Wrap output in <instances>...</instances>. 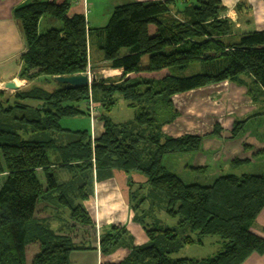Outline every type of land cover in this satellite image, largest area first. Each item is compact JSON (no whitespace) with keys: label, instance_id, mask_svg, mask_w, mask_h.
I'll use <instances>...</instances> for the list:
<instances>
[{"label":"trees","instance_id":"obj_1","mask_svg":"<svg viewBox=\"0 0 264 264\" xmlns=\"http://www.w3.org/2000/svg\"><path fill=\"white\" fill-rule=\"evenodd\" d=\"M71 1L30 0L14 11L27 47L19 78L32 82L45 77L48 84L17 90L13 100L3 101L0 92V264H71L72 252L96 249L85 242L76 245L68 233L40 224L39 214L69 209L73 223L95 228L83 202L94 194V182L103 172L113 170L128 176L131 189L133 174L147 178L148 186L163 194L165 212L178 219L182 232L136 218L149 239L136 246L125 226L111 225L100 237L104 256L127 248L128 256L119 264H244L253 254H264V238L252 230L264 209V175L226 174L210 184L188 183L164 159L198 151L203 137L163 132L178 116L177 95L225 82L248 87L249 79L264 93V31L231 39L236 27L223 17L222 0H189L178 10L172 8L177 0L121 5L97 33L106 67L122 70V76L72 87L56 78L87 71L89 30L83 15H69ZM44 17L60 26L41 32ZM194 63L200 66L187 74ZM120 98L137 113L132 121L116 124L109 114ZM92 101L104 111L99 137L93 139L90 127L71 131L61 125L63 119H91ZM242 125L236 124L233 138ZM257 155H264V149ZM66 173L70 179L61 180ZM145 203L134 201L132 207ZM85 233L90 237L91 231ZM210 236L222 244L213 257H175L184 245L202 244ZM33 245L38 250L29 261Z\"/></svg>","mask_w":264,"mask_h":264},{"label":"crops","instance_id":"obj_2","mask_svg":"<svg viewBox=\"0 0 264 264\" xmlns=\"http://www.w3.org/2000/svg\"><path fill=\"white\" fill-rule=\"evenodd\" d=\"M28 1L30 0H0V84L14 82L18 85L19 82L21 85L18 86L23 88L20 90H25L24 88L28 89L32 85L30 86V82L19 78L22 68L21 57L27 47L22 25L18 18H16L14 11ZM42 1L62 4L67 0ZM158 1L165 0H72L69 15L81 14L85 17L89 30L88 47L91 50L94 47V42L91 38L96 39L99 37L97 30L107 25L115 8L132 2L151 3ZM185 3H190V1L177 0V4L172 6V8L173 10L182 9ZM240 3L246 6L245 11H243L245 13L238 14L235 11V8ZM222 4L226 8L223 17H228L232 21H238L236 22L239 27L234 31L236 35L243 32L264 31V0H222ZM45 19H48L47 26H54V21L56 20L49 17H44L40 21V26ZM95 45L99 47V42L95 43ZM110 72L121 74L122 70L110 69ZM247 81L250 84L248 87L225 82L201 89L200 91L205 94L196 95L195 101L199 100V103H194V106L182 104L183 111L178 114V118L176 119V121H181L172 123L164 128L165 133L173 137H180L184 134L200 135L203 137L200 149L195 152L185 153L187 156H183L182 158V170L184 169L186 172V176L183 175V178L188 183L199 181L210 184L221 175H242L250 172L249 166L258 163L254 157L260 150L264 149V137L259 138L258 130L248 132L247 128L252 127L251 125L253 124L256 126L259 120H264V93L254 87L250 79ZM49 86L51 90L53 84ZM0 90H3V88L1 87ZM198 91L189 93H196ZM175 103L176 100L174 99ZM205 104L208 106L215 104L216 108H219L218 111L214 110L218 115L213 117L215 119L224 118L222 125H216L214 121L212 125H205L207 130L204 131L203 127V130H201L200 127L197 128L191 121L190 117L196 118L194 114L196 112L207 114V112L198 109ZM203 117L208 119L209 123L213 121V118L208 116V114ZM249 119L252 120L248 123L249 127L244 125L243 129L233 138L231 133L237 124L236 122ZM180 122H184L185 126H181ZM174 125L175 127H180V129L174 128ZM173 128L175 133L171 135ZM90 130L92 136L96 134L99 137L104 131L103 123L98 119L94 122L90 119ZM180 130H182V134H180ZM238 136L240 139H238ZM253 170L250 174L255 173ZM175 173L179 175L180 171H175ZM257 174L264 175L261 171ZM132 182L135 185H144L147 182V178L141 174H133ZM93 188L94 194L87 201H84L83 205L92 220L101 225L102 229L100 230L104 231L111 225L125 226L133 239L134 245H146L149 239L145 230L139 223L134 221L135 215L131 198L132 189L129 185L128 176L119 170H113L109 173L103 172L98 182H95ZM252 230L264 238V209L258 216ZM83 239L86 240L85 243L89 241L88 236H84ZM87 247H96V245L91 243ZM82 252H85L89 257V262L83 264H119L129 253L127 248H119L109 256L102 255L98 250ZM244 264H264V254H253Z\"/></svg>","mask_w":264,"mask_h":264},{"label":"rangeland","instance_id":"obj_3","mask_svg":"<svg viewBox=\"0 0 264 264\" xmlns=\"http://www.w3.org/2000/svg\"><path fill=\"white\" fill-rule=\"evenodd\" d=\"M245 7L246 6H241L239 8L236 7L235 11L238 14L245 13V12H243L246 9ZM226 18L230 19L228 17H226ZM47 20L48 19H45L42 22V24L40 26L41 32H44L45 29H47L49 27H59L60 26V23L58 21H54L55 22L54 26H47L48 25ZM236 21L237 20H233L232 22L234 23L236 29H238L237 27H239V25L237 23L238 21L237 22ZM243 33H240V34H243ZM240 34L239 33L237 35L235 34V36L231 37V39H236V40L239 39ZM91 40L94 42V47H92L91 50L88 48V62H89L88 69L85 73H82L79 75H88L89 78L96 77V78H101V79H112V78L114 79V78L122 76V72H121V74L111 73L110 69L105 66L106 62L104 61V54L100 50V48L95 45V43L100 42V38L99 37L96 39L91 38ZM198 66H200L198 63L192 64L189 67L187 74L194 73V71L197 70ZM111 74H115V75H111ZM108 75H110V76H108ZM43 80L45 81L46 78L42 77V78L37 79L35 81H32V82L27 81V82H30V86L32 84L39 85V86H43V85L45 86L46 84H48L47 82H43ZM54 86H55V84H54ZM20 89H23V88L19 87V90ZM24 89L26 90V88H24ZM0 92H3L2 93L3 96H1V99L3 101H5L7 99L13 100L14 96H15V92H17V91L16 90H8V89L3 88V90H0ZM197 94L200 95V94H205V93H202V91L199 90L196 93L184 94L182 96L177 95L178 97L175 96L173 98V102L175 99L176 103L174 104V107L176 109V112L179 114L180 112L183 111V107L181 106L182 104H184L185 106H191L194 103H199V100L195 101ZM90 106L91 107L89 110L92 112L91 121L94 122L96 119L99 120L101 118V116L104 114V111L100 108V105L94 103V101H92L90 103ZM81 107L85 108L86 105L82 104ZM230 108H231V106H230ZM198 109L207 112L208 116L213 118V121H211V123H209L210 121L203 117V116H206L207 114H201V112L200 113L196 112V113H194L196 115V118H192V117H190V118H191V121L197 126V128L200 127L201 130H203V128H204V131H206L207 127L205 125H212V124H214V121H215L216 125L217 124H220V125L223 124L224 118H216V119L214 118L218 115V114H216V112L214 110L218 111V109H219V108H216L215 104H212V106H208L205 104L201 108H198ZM18 113L19 112H17V114ZM136 113H137L136 110L129 108L127 101H125L123 98H120L118 100L117 104L115 105L114 109L109 114V118L111 119V121L113 123L122 124V123H125L128 121H132L134 119ZM176 119L172 123H175L177 121L178 122L181 121V120L176 121ZM250 121H252V120L249 119L246 121H242V123H243L242 126L247 125L249 127L248 123ZM183 123H181V126H185V124H183ZM236 123H241V121L236 122ZM61 125L65 129H68L71 131L87 130L90 127V119H89V117H77V118L63 119L61 121ZM251 126L252 127L247 128L248 132H250L252 130H254V131L258 130L259 138L264 137V120H262V121L259 120L257 122L256 126L254 124ZM173 127L177 128L178 130L180 129V127H175V125ZM174 128H173V132L172 133L170 132L171 135H174V133H175ZM163 132L165 133L164 128H163ZM179 132H181L180 134H182V130H180ZM184 135L200 136V135H193V134H184ZM72 136L78 137L77 134H74V135L72 134ZM181 136H183V135H181ZM96 138H97V135L93 134V139H96ZM73 139H75V138H73ZM238 139H240L239 136H238ZM64 140H66V137H64ZM192 154H196V153H192ZM183 156L186 157L187 155L186 154L166 155L165 159H164L165 165H167L170 169H172L173 172L180 171V173H178L179 176H183V175L186 176L185 170L184 169L182 170V163L181 162H182ZM259 158H260V160H258ZM254 159H255V161H258V163L253 164L252 166H249L248 167L249 171L251 172L253 169H255V170H253V171H255V173H259V171H261V173H264V155H256L254 157ZM179 168H180V170H179ZM250 172H246V173H250ZM60 178H61V180H63V179L69 180L70 179L69 175L67 173L62 174L60 176ZM200 178H202V177H200ZM2 182H3V176H0V187L2 185ZM94 185H95V182H94ZM93 191H94V188H93ZM132 192L134 194H136L135 200H132V203L134 201H136V203H139L142 199H144L146 202L144 206L143 205L141 206V208L138 207L135 210L133 208L135 219L136 218L143 219L146 221L147 224L159 223L161 225V227H163V228L175 229V230H178L180 233L182 232V230L179 229L177 226L178 225V219L172 218V217L165 214L166 213L165 212V205H166L167 201L164 198L162 193L155 191L153 189V187H151L150 185L148 186L147 182L144 185H140V184L135 185V183H134V186L132 187ZM148 210H151V211H148ZM57 212L60 214V216H59V214H56V210L48 208L47 211L39 214V217L42 218V220L38 221V222L40 224H43L45 226L50 227L51 229H53L57 232L59 231L62 233H68L67 235H71L74 238L76 245H80L86 241L83 239L84 238L83 233H85V231H91L90 237H88L89 241H87L83 245L85 247H87V245H91V243H93L96 245V247H92V248H96V249H91V250H98L102 254V252L100 250V237L103 235L104 232H106L109 229L110 226H108L106 230L102 231V230H100V229H102L101 225L95 223L92 220V218L90 217L92 222L94 223L95 228L94 227L92 229L86 228L87 229L86 230L83 226H81V224L73 223L74 221L72 219H69L70 218L69 217V214H70L69 209L59 208V209H57ZM145 213H146V215H145ZM152 216L155 218H153ZM73 226H76L75 230H74ZM189 236H193V238L195 240H197L196 234H190L189 233ZM219 240H220L219 237H216V236L204 237V238H202V244H198L197 242H193L191 244H186L183 247H181L179 252L177 254H175L176 255L175 257L176 258H178V257H189V258L196 259V260L208 259L210 257H213L214 255H216L218 252H220L222 250V244H221V242H219ZM28 249L29 250H28V254H27L28 257L27 258L30 261L32 259V257L34 256V254L37 252L38 246L33 245V246L29 247ZM91 250L86 249L83 251H91ZM70 261H71V264L88 263L89 257L86 255L85 252L74 251L70 255Z\"/></svg>","mask_w":264,"mask_h":264},{"label":"water","instance_id":"obj_4","mask_svg":"<svg viewBox=\"0 0 264 264\" xmlns=\"http://www.w3.org/2000/svg\"><path fill=\"white\" fill-rule=\"evenodd\" d=\"M56 80L61 84H66L72 87H91L97 78H89L88 75H72L57 77ZM1 87L8 90H19V86L14 82L0 84V88Z\"/></svg>","mask_w":264,"mask_h":264},{"label":"bare ground","instance_id":"obj_5","mask_svg":"<svg viewBox=\"0 0 264 264\" xmlns=\"http://www.w3.org/2000/svg\"><path fill=\"white\" fill-rule=\"evenodd\" d=\"M113 73H116L117 74V72H113ZM18 85H21V83L18 82Z\"/></svg>","mask_w":264,"mask_h":264}]
</instances>
